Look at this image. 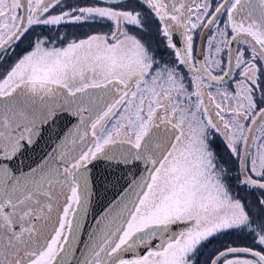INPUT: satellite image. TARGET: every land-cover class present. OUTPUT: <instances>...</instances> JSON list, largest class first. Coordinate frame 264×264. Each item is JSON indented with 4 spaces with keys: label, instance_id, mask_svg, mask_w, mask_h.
Wrapping results in <instances>:
<instances>
[{
    "label": "snow or ice",
    "instance_id": "obj_1",
    "mask_svg": "<svg viewBox=\"0 0 264 264\" xmlns=\"http://www.w3.org/2000/svg\"><path fill=\"white\" fill-rule=\"evenodd\" d=\"M0 264H264V0H0Z\"/></svg>",
    "mask_w": 264,
    "mask_h": 264
},
{
    "label": "water",
    "instance_id": "obj_2",
    "mask_svg": "<svg viewBox=\"0 0 264 264\" xmlns=\"http://www.w3.org/2000/svg\"><path fill=\"white\" fill-rule=\"evenodd\" d=\"M73 123H75L74 119L64 118L61 121H59V127L62 130H67L72 126ZM49 144L50 142L48 140V133L47 131H45L42 137L40 138L39 143L36 145V147L30 152H25L24 156H22L21 159L25 160V163H29L30 161L27 159L28 157L36 158L40 155H43L44 151L49 150L48 147H45L46 145ZM106 168L107 171H105ZM135 171L136 169H133V172ZM113 173L115 175H119L124 178L119 180V182L113 181L112 183H107L101 186L102 178L105 175H111ZM125 173L126 170L108 168L104 162H100L95 166L94 175L100 178L97 180V189L100 192V195L98 201L90 202L88 215L85 221L86 226L82 228L81 231V237H80L81 241H87L88 231L91 229L92 225L94 224L95 218L98 217L101 209L106 207L109 203H116L121 199L124 192V188L126 187L128 181L132 179L131 172H128L127 174ZM105 188L107 189L106 191L104 190ZM78 248L80 249V251H82L84 248L83 243L78 242ZM80 251L76 252L77 257L80 256Z\"/></svg>",
    "mask_w": 264,
    "mask_h": 264
},
{
    "label": "rangeland",
    "instance_id": "obj_3",
    "mask_svg": "<svg viewBox=\"0 0 264 264\" xmlns=\"http://www.w3.org/2000/svg\"><path fill=\"white\" fill-rule=\"evenodd\" d=\"M70 30L72 29H69V31ZM85 31L89 32L91 31V29H89L86 26ZM250 245H251L250 238H247L243 235H239L236 233H230L228 235L221 237L219 240H213V242L208 246V249H206V251H209L213 248L223 249L224 247H227V246L244 247V246H250Z\"/></svg>",
    "mask_w": 264,
    "mask_h": 264
},
{
    "label": "flooded vegetation",
    "instance_id": "obj_4",
    "mask_svg": "<svg viewBox=\"0 0 264 264\" xmlns=\"http://www.w3.org/2000/svg\"><path fill=\"white\" fill-rule=\"evenodd\" d=\"M81 2H84V0H81ZM67 31H69V29L67 30ZM75 32V34L76 35H78V36H80L81 38H83V35H84V33L86 32L85 31V28H83V29H75V30H70L69 32ZM71 37V36H70ZM69 37V38H70ZM72 38V37H71ZM70 38V39H71ZM198 43H199V41H198ZM159 55H162V56H166L167 55V53L166 52H161V53H159Z\"/></svg>",
    "mask_w": 264,
    "mask_h": 264
}]
</instances>
